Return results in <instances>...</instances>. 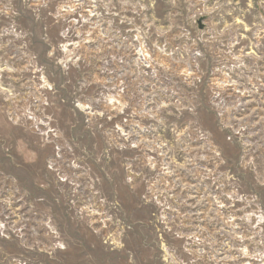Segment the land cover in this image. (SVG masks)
Returning <instances> with one entry per match:
<instances>
[{"label":"rangeland","instance_id":"1","mask_svg":"<svg viewBox=\"0 0 264 264\" xmlns=\"http://www.w3.org/2000/svg\"><path fill=\"white\" fill-rule=\"evenodd\" d=\"M0 264H264V0H0Z\"/></svg>","mask_w":264,"mask_h":264}]
</instances>
